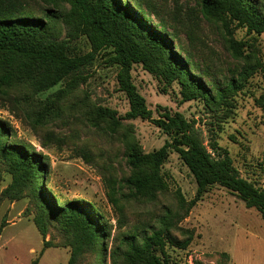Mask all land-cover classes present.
<instances>
[{
  "label": "trees",
  "instance_id": "trees-1",
  "mask_svg": "<svg viewBox=\"0 0 264 264\" xmlns=\"http://www.w3.org/2000/svg\"><path fill=\"white\" fill-rule=\"evenodd\" d=\"M167 1L0 0V106L29 124L43 147L59 140L47 125L64 118L65 96L86 80L85 69L101 50L110 49L109 62L119 65V89L129 100L123 116L100 105L88 112L94 126H103L111 137L120 139L127 170L120 175L121 162L97 161L89 146L76 145L78 155L95 163L103 177L117 216L114 225L89 201H58L49 185L39 181L47 178L49 157L18 139L11 122L0 117V162L21 189L36 199L43 234L48 232V217L61 232L60 244L72 248L67 264H168V245L186 249L194 239L195 229L181 222L215 183L264 217V189L240 175L227 149L213 143L212 148L220 149L213 154L201 129L182 112L165 109L153 118L131 72L135 63H142L168 83L179 81L185 100L202 98L210 110L224 109L222 114H227L233 97L262 66L255 43L238 39L231 24L263 33L264 0H196L200 17L220 29L237 62L229 74L206 53L195 29L181 21V0H171L174 5ZM81 35L87 37L91 51L77 54L70 42ZM63 82L64 87L40 96ZM137 117L152 119L172 140L145 151L134 125L123 122ZM172 147L195 176V198L187 199L179 188L172 190L163 176L162 165ZM133 202L153 208L130 211ZM218 255L217 264L230 263L227 251ZM195 263L205 264L198 259Z\"/></svg>",
  "mask_w": 264,
  "mask_h": 264
},
{
  "label": "rangeland",
  "instance_id": "rangeland-1",
  "mask_svg": "<svg viewBox=\"0 0 264 264\" xmlns=\"http://www.w3.org/2000/svg\"><path fill=\"white\" fill-rule=\"evenodd\" d=\"M167 2L174 5L171 0ZM181 4V21L195 29L206 45V53L216 59L224 72L231 73L237 62L226 48L223 33L200 17L196 0H181ZM231 25L238 39L255 43L262 66L233 97L234 104L226 111L227 114H222L224 109L218 112L210 110L202 98L185 100L179 81L168 83L142 63L133 65L132 77L145 96L153 118L160 117L165 109L173 113L182 112L201 129L213 154L220 152V149L212 148L213 143L227 149L240 175L264 189V32L257 34L235 23ZM70 44L77 54L91 51L85 35ZM109 54L110 49L96 54L85 69L86 80L65 96L64 118L47 125L59 135L58 141L43 147L39 134L7 107L0 106V117L11 122L18 139L27 141L49 157L47 178L40 177L39 181L42 185H49L51 193L58 197L55 199L89 201L105 220L114 225L117 216L107 198L98 167L76 152L77 144H86L97 161L111 159L116 165L121 162L120 175L127 170L120 139L111 137L103 126L96 127L88 119V112L98 105L115 109L118 116H123L130 106L126 94L119 89V65L109 62ZM64 86L65 82L59 83L40 96L46 97ZM123 122L134 125V133L147 152L172 140V135L152 119L137 117ZM161 170L172 190L179 188L187 199L196 197L195 176L175 148H170ZM151 207L137 202L129 204L130 211ZM40 212L33 195L23 191L15 182L13 173L0 162V264L68 263L72 248L60 244L61 232L48 217L45 219L41 215L48 226V232L43 234L38 223H42V218L38 217ZM181 224L194 228L195 236L186 249L167 246L168 264H196V259L205 264H217L218 253L222 251L229 253V264H264L263 215L255 207H247L237 194L218 183L208 187ZM108 242L110 239L106 238Z\"/></svg>",
  "mask_w": 264,
  "mask_h": 264
}]
</instances>
